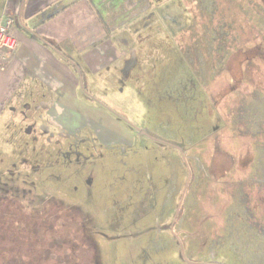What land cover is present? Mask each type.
<instances>
[{
	"label": "rangeland",
	"instance_id": "obj_1",
	"mask_svg": "<svg viewBox=\"0 0 264 264\" xmlns=\"http://www.w3.org/2000/svg\"><path fill=\"white\" fill-rule=\"evenodd\" d=\"M152 2L126 65L0 96V264H264V0Z\"/></svg>",
	"mask_w": 264,
	"mask_h": 264
},
{
	"label": "crops",
	"instance_id": "obj_2",
	"mask_svg": "<svg viewBox=\"0 0 264 264\" xmlns=\"http://www.w3.org/2000/svg\"><path fill=\"white\" fill-rule=\"evenodd\" d=\"M152 4V0H0V19L17 17L19 40L14 58L0 74L1 98L28 83H40L59 91L56 95L63 102L68 89L128 58V51L138 46L136 37L153 20Z\"/></svg>",
	"mask_w": 264,
	"mask_h": 264
},
{
	"label": "built area",
	"instance_id": "obj_3",
	"mask_svg": "<svg viewBox=\"0 0 264 264\" xmlns=\"http://www.w3.org/2000/svg\"><path fill=\"white\" fill-rule=\"evenodd\" d=\"M15 27V16L7 15L0 19V69H3L10 62L19 46Z\"/></svg>",
	"mask_w": 264,
	"mask_h": 264
},
{
	"label": "trees",
	"instance_id": "obj_4",
	"mask_svg": "<svg viewBox=\"0 0 264 264\" xmlns=\"http://www.w3.org/2000/svg\"><path fill=\"white\" fill-rule=\"evenodd\" d=\"M47 44H49L50 46H52V47H54V48H56L58 51H60V52H62L61 51V49L54 43V42H52V41H49V40H47V41H45ZM17 203H15V204H17V205H19L20 204V202H18V201H16ZM19 203V204H18ZM10 217L12 218L13 217V220L12 221H10ZM22 220H24L23 218H22ZM19 222H21V219H19L18 218V221L17 220H14V216H12V215H9L8 213H7V211L5 210H3V211H0V236H1V238L2 239H5L6 238V240H8L9 239V237L11 236L12 237V235L11 234H13L14 233V227H13V225L14 224H19ZM20 225V227H23L24 225H22L21 223L19 224ZM23 229V228H22ZM16 234V233H15ZM25 234L26 233H24V235H19V237L23 240V241H20V240H17V241H15V239L12 237V240H13V242L14 243H12V244H14L15 245V247H24L25 246ZM17 236V235H16ZM30 237H28V239H29ZM26 239H27V235H26ZM14 247V246H13ZM12 249V248H11ZM4 258V257H3ZM6 260V259H5ZM9 264V263H8Z\"/></svg>",
	"mask_w": 264,
	"mask_h": 264
}]
</instances>
